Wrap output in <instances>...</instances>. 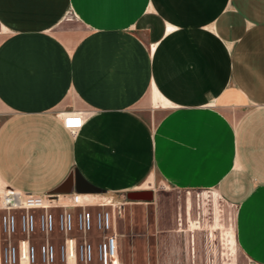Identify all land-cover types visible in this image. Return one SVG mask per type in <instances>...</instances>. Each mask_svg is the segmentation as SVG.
Returning <instances> with one entry per match:
<instances>
[{
	"label": "crops",
	"instance_id": "0c3cea01",
	"mask_svg": "<svg viewBox=\"0 0 264 264\" xmlns=\"http://www.w3.org/2000/svg\"><path fill=\"white\" fill-rule=\"evenodd\" d=\"M0 26V186L214 189L264 264V0H0Z\"/></svg>",
	"mask_w": 264,
	"mask_h": 264
},
{
	"label": "rangeland",
	"instance_id": "374dc122",
	"mask_svg": "<svg viewBox=\"0 0 264 264\" xmlns=\"http://www.w3.org/2000/svg\"><path fill=\"white\" fill-rule=\"evenodd\" d=\"M70 28H78L71 18ZM3 32L0 26V33ZM159 113H151L155 123ZM150 186L137 191L150 190L151 200H129L130 191H102L103 206L88 210L118 209L114 233L118 235L119 262L121 264H247L235 243L236 206L225 202L214 189L181 190L169 187L155 178ZM2 186L1 189H3ZM101 192V191H100ZM110 200V201H109ZM63 208L54 210L63 211ZM68 211L79 212L82 207ZM81 241L102 240L98 231L71 234ZM19 234L0 232V248L14 243ZM35 244H58L65 236L58 233L44 234L36 231L27 236ZM65 264V263H62ZM97 264V262H94Z\"/></svg>",
	"mask_w": 264,
	"mask_h": 264
},
{
	"label": "built area",
	"instance_id": "2783aa9c",
	"mask_svg": "<svg viewBox=\"0 0 264 264\" xmlns=\"http://www.w3.org/2000/svg\"><path fill=\"white\" fill-rule=\"evenodd\" d=\"M62 123L69 131L82 126L81 117L72 112L62 117ZM90 204L93 202L83 203L76 193L30 194L6 187L0 194V232L20 236L16 242L5 243L0 248V264H66L69 259L80 264H121L112 212L104 209L87 210ZM59 207L64 210L53 211L59 210ZM76 207H82L83 210H67ZM36 231L58 233L65 238L58 244L48 241L37 245L27 237ZM75 231H98L104 236L94 244L72 236Z\"/></svg>",
	"mask_w": 264,
	"mask_h": 264
},
{
	"label": "bare ground",
	"instance_id": "6f19581e",
	"mask_svg": "<svg viewBox=\"0 0 264 264\" xmlns=\"http://www.w3.org/2000/svg\"><path fill=\"white\" fill-rule=\"evenodd\" d=\"M75 115H78V114H75ZM80 116V115H79ZM81 117V116H80ZM81 122H82V124H83V118L81 117ZM63 125H64V123H63ZM2 188V186H0V194H2V192L5 190V188H3V189H1ZM2 190V191H1ZM101 191V190H100ZM100 191L99 192H94V191H87V192H91V193H97L96 195V197H94L95 195H92V194H81V193H84L83 191H78V192H80V193H76V194H78V196H79V198H80V200L84 203H90V202H93V204H90V206H92V207H97V206H103L104 204H102V203H104L105 201L103 200L102 202H100L99 200H102L104 197H102V194H98V193H100ZM102 192V191H101ZM59 193H62V192H59ZM59 193H50V194H56V195H59ZM31 194V193H30ZM45 194V193H44ZM73 194V193H72ZM106 200V199H105ZM89 201V202H88ZM110 201V200H109ZM101 203V204H100ZM60 206V205H59ZM61 207V206H60ZM59 207V208H60ZM105 210V209H104ZM106 211H110V212H112V217L114 218V220H115V223L117 222V217H118V213H119V211H118V209H110V210H108V209H106ZM76 232H79V233H84V232H81V231H76ZM104 236V235H103ZM103 238V237H102ZM78 240H80L79 238H77ZM85 241V240H84ZM90 241V240H89ZM88 241V242H89ZM92 242V241H91ZM117 248H118V235H117ZM118 254H119V248H118ZM22 264H25V263H22ZM66 264H80V263H78L77 261H75V260H70L69 259V261L66 263Z\"/></svg>",
	"mask_w": 264,
	"mask_h": 264
},
{
	"label": "water",
	"instance_id": "95a60500",
	"mask_svg": "<svg viewBox=\"0 0 264 264\" xmlns=\"http://www.w3.org/2000/svg\"><path fill=\"white\" fill-rule=\"evenodd\" d=\"M73 181V177H69L67 181H65L63 184L59 185L58 188H56L53 192L54 193H59V192H67V191H72L75 189L73 188H68V186L71 184ZM87 190L94 191V192H99L100 190L97 189L96 187L89 185V188ZM153 192L150 190H144V191H130L127 194V198L130 200H137V201H142V200H151L153 198Z\"/></svg>",
	"mask_w": 264,
	"mask_h": 264
}]
</instances>
